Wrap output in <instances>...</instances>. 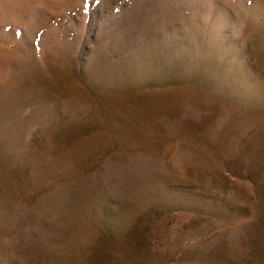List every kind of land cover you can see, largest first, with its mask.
<instances>
[{
	"label": "rangeland",
	"instance_id": "obj_1",
	"mask_svg": "<svg viewBox=\"0 0 264 264\" xmlns=\"http://www.w3.org/2000/svg\"><path fill=\"white\" fill-rule=\"evenodd\" d=\"M0 264H264V0H0Z\"/></svg>",
	"mask_w": 264,
	"mask_h": 264
}]
</instances>
